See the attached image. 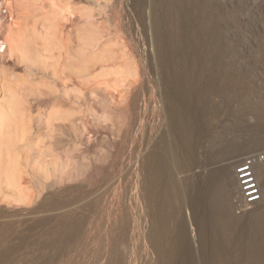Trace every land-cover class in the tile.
Segmentation results:
<instances>
[{
    "label": "rangeland",
    "instance_id": "1",
    "mask_svg": "<svg viewBox=\"0 0 264 264\" xmlns=\"http://www.w3.org/2000/svg\"><path fill=\"white\" fill-rule=\"evenodd\" d=\"M3 3L0 114L25 127L0 145V264H264L235 175L264 151V0Z\"/></svg>",
    "mask_w": 264,
    "mask_h": 264
},
{
    "label": "bare ground",
    "instance_id": "2",
    "mask_svg": "<svg viewBox=\"0 0 264 264\" xmlns=\"http://www.w3.org/2000/svg\"><path fill=\"white\" fill-rule=\"evenodd\" d=\"M1 2H2V0H0V35L5 32L4 30H6L5 29V25H6L5 24V17H4L3 13H4L5 8L7 7V5L5 3L1 4ZM4 5L6 6L5 8H4ZM7 8L11 10V8H9V7H7ZM171 11H173V5L172 4H170V7L166 11L165 16H166V20L168 21L169 25H171V24L174 25V21L171 19V17H169ZM10 15H12V14L10 13ZM11 17H13V16H11ZM156 25H157L158 30H160L161 26L163 25V23H161L159 21H156ZM26 47L28 48V44H26ZM167 49H169V47H168V45L166 43H159L157 45V49H156V56L155 57L158 60V65L160 67V70H162L163 74H168L169 73L170 68L172 66L171 63L173 61L170 58L169 53H168L169 50H167ZM159 83H160V87H161L163 84H162L161 81H159ZM13 106L11 108H9L11 110V111L9 110L10 112L8 111L9 113L4 112V113L0 114V145L1 146L3 145L1 143H3L4 140H5V143H8V141L10 143L12 142L11 139H10L12 137L9 136V134H11V132H15V131L18 132L19 130H23L24 129L23 127H25V125L23 124L25 122V121L23 122V120H24L23 119L24 116L22 115L23 113H21V111L19 110V109H22V108H19L18 105L15 106L17 108H15ZM177 109H178V106L174 105L173 109H172V113H171L172 120L175 121L176 125H178L179 121H180V120H178L176 118ZM7 139H9V140H7ZM161 168H162V164L161 163L152 161L151 164H150V167H149V169H150V179L149 180L150 181H147L148 184H149V187H150V191L152 189V190H154V193L158 192L161 195V201L159 203V206L161 208H163V213H161L159 218L157 219L158 220L157 223H160V224L161 223H165L168 220V218L174 213L173 212V207H172L174 195L171 193V188L172 187H173V189L176 188V184H175V187L173 185L171 187V184H168V183L161 186V182H162V177H161V173H160ZM45 171L47 172L46 173V177L49 178L50 172L51 173L53 172V169L50 168V164H48L46 166ZM257 176H258V169H257ZM10 182H11L12 186L19 185V179L18 178H15V177L12 178V179L10 178ZM59 184L60 185H62V184L65 185L66 184V180H62V181H60V183H58L56 181L52 185H59ZM257 220H258L259 223L263 222L264 221V214L258 216ZM256 231L257 232L255 233V238L257 240L258 239L262 240L264 238L263 231L257 230V228H256Z\"/></svg>",
    "mask_w": 264,
    "mask_h": 264
},
{
    "label": "built area",
    "instance_id": "3",
    "mask_svg": "<svg viewBox=\"0 0 264 264\" xmlns=\"http://www.w3.org/2000/svg\"><path fill=\"white\" fill-rule=\"evenodd\" d=\"M263 164L264 151L251 154L239 161L235 175L240 189L239 208L242 212L251 210L264 200L257 176V169Z\"/></svg>",
    "mask_w": 264,
    "mask_h": 264
}]
</instances>
